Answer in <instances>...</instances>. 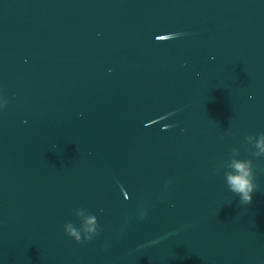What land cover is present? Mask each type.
Segmentation results:
<instances>
[{
  "label": "water",
  "instance_id": "water-1",
  "mask_svg": "<svg viewBox=\"0 0 264 264\" xmlns=\"http://www.w3.org/2000/svg\"><path fill=\"white\" fill-rule=\"evenodd\" d=\"M262 135L264 0H0V264H264Z\"/></svg>",
  "mask_w": 264,
  "mask_h": 264
},
{
  "label": "clouds",
  "instance_id": "clouds-1",
  "mask_svg": "<svg viewBox=\"0 0 264 264\" xmlns=\"http://www.w3.org/2000/svg\"><path fill=\"white\" fill-rule=\"evenodd\" d=\"M157 39L161 38L158 37ZM256 146L260 149L261 153H264V135L257 141ZM231 167L233 171L229 173L227 177L230 190L240 197L242 203H251L253 194L258 188L251 162L234 160ZM94 224L95 219L90 218L85 225L84 231L89 233L86 237L89 242H91L93 236L97 234ZM67 234L70 238H75L77 242H82L80 233L71 226L68 227Z\"/></svg>",
  "mask_w": 264,
  "mask_h": 264
}]
</instances>
